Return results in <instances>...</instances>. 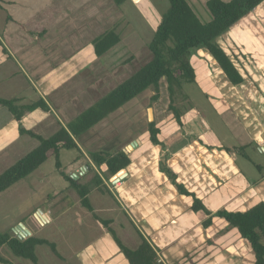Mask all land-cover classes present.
<instances>
[{
	"label": "rangeland",
	"instance_id": "obj_1",
	"mask_svg": "<svg viewBox=\"0 0 264 264\" xmlns=\"http://www.w3.org/2000/svg\"><path fill=\"white\" fill-rule=\"evenodd\" d=\"M187 1L203 23L210 21L208 0ZM167 9V0H125L121 5L114 0H0V42L10 54L5 56L0 52V98L19 97L23 103L35 102L40 97V90L32 80H37L40 85L48 80L49 88L53 90L44 93L53 116L61 119L63 114L64 119L73 118L149 61L147 46ZM110 30L119 35L120 42L102 57L93 56L92 41ZM215 42L237 57L238 62H234L246 80L253 78L264 84V4ZM196 56L197 52L191 59ZM21 59L28 64L30 72H35L32 80H29L30 72ZM65 61L77 71L63 69ZM63 70L66 71L61 72ZM213 72L218 73L217 69ZM62 73L65 74L60 76ZM217 89L223 91L218 85ZM237 92L242 96L246 89L243 87ZM151 95L152 92L147 91L138 102L127 105L126 114L132 117L143 109L145 113L151 109L152 121L161 127L173 118L168 110L166 87H161L160 100L152 106L149 104ZM217 96L216 92L210 93L205 84H190L174 93V106L182 114L187 109L190 115L199 116L206 135L212 136L210 142L227 149H239L234 152V158L241 176L248 182L263 183L264 152L255 147L240 149V140L228 126L229 118L222 119L224 114L216 108ZM56 102L59 110L55 109ZM235 107L245 108L242 103ZM45 116L41 111L28 113L20 125L31 129L32 125L38 124L35 132L47 137L55 130V124ZM137 129H142L138 135L145 134L146 127L142 124ZM37 145L38 141L19 134V125L0 107V174ZM79 156L75 150H60L59 167L55 158L49 156L37 170L0 193V232L13 235L14 228L22 223L31 236L55 244L59 257L48 247L40 246L36 248L37 264H81L80 254L94 241L97 228H100L93 214L111 220L110 226L116 236L130 249L139 244L138 237L121 210L115 208L109 194L87 196L90 203L98 197L102 205L107 206L104 210L94 209L93 214L80 205L79 197L74 193L66 202H59L57 196L70 189V183L64 177L77 181L73 174ZM92 177L86 181L94 190ZM106 184L111 188L109 182ZM38 209L50 211V221L40 222L37 215L33 216ZM0 257L8 264H32L13 256L6 247L0 248Z\"/></svg>",
	"mask_w": 264,
	"mask_h": 264
},
{
	"label": "crops",
	"instance_id": "obj_2",
	"mask_svg": "<svg viewBox=\"0 0 264 264\" xmlns=\"http://www.w3.org/2000/svg\"><path fill=\"white\" fill-rule=\"evenodd\" d=\"M23 51H20L21 55L25 54ZM224 51L237 68L234 62H238L237 57L230 50ZM0 52L5 56L10 55L8 52L4 54L2 50ZM92 55L94 56L93 50ZM24 61L22 60L29 73L28 64ZM73 61L77 62L76 59ZM190 61L195 69L196 83L205 84L210 93L218 94L216 108L224 114L222 119L229 118L228 126L232 131L234 130L237 135L235 137L240 140V149L255 147L264 152V84L253 78L246 80L237 68L244 81L237 86L231 85L205 50L197 51V56ZM65 68L70 72L77 71L70 63L65 64L63 69ZM215 69L218 71L217 74L213 72ZM34 73H29L31 76L29 80L35 76ZM33 80L34 84L39 85V98L47 103L53 113L45 95L48 90H53L49 88L51 83L46 80L40 85L37 80ZM217 85L224 93L219 92ZM243 87L246 89V94L241 96L237 91ZM136 101L132 102L136 103ZM239 103L244 104L245 108L235 107ZM127 105L77 141L81 157L79 156L80 159L75 162L73 177L76 175L77 177L74 178L79 184L88 186V195L98 193L101 197L109 196L106 193H99L95 187L92 190L88 185L89 181L87 182L86 179L91 180L90 174L94 175L96 172L107 187L115 208L121 210L134 233L136 234L137 230L147 240L156 252L159 262L163 264H255L253 253L247 243L237 236V232L218 217H212L210 225L204 227L203 224L208 216L203 211H192V197L180 194L159 168L160 163L163 162L176 176V182L193 194L211 214L221 210L244 212L257 202L264 203V182L257 184L248 182L241 176L234 158V152H239V149H227L219 143L210 142L212 136L209 138L206 135L207 131L203 129L200 117L190 115L187 109H184L181 116V127L172 116V119L163 126L156 125L159 129L158 139L161 145H152L148 140L147 126L154 121L144 109L129 117L126 114ZM59 108L56 102L55 109L59 110ZM52 113L46 114L45 118L51 119L50 122L55 124V130L57 123L65 126L76 116L64 119L62 114L61 120ZM141 124L146 127L144 135H138V132H142V129H139L140 131L137 129ZM37 127L38 124H34L31 130L35 132ZM133 142H137V145L126 153ZM105 149L121 150L130 159V164L124 170L125 174L118 182H111L112 178L105 181L102 177L105 168H95L88 158V151ZM106 182L110 183L111 188ZM68 190L62 191L57 196L59 202H66L73 195L71 193L79 197L75 190ZM91 205L93 212L94 209H107L98 197ZM108 211L110 210H106ZM49 213L50 211L38 209L33 216L37 215L40 222H48ZM98 224L100 228H97L96 238L76 260L78 259L81 264H128L111 235L100 223ZM22 225L27 229L24 224ZM104 231L108 234L104 235ZM13 236L18 238L16 233Z\"/></svg>",
	"mask_w": 264,
	"mask_h": 264
},
{
	"label": "trees",
	"instance_id": "obj_3",
	"mask_svg": "<svg viewBox=\"0 0 264 264\" xmlns=\"http://www.w3.org/2000/svg\"><path fill=\"white\" fill-rule=\"evenodd\" d=\"M114 1L117 5H121L125 0ZM167 1L168 9L162 14L147 46L149 61L140 65L125 80L78 113L65 126L57 123L56 130L49 136L43 137L34 130L24 129L20 125L28 113L35 111L45 114L52 113L42 98L32 103H22L21 98L18 97L0 98V107L5 109L17 122L19 134L38 141L34 149L0 174V193L37 170L49 156L55 158L56 165L59 167L60 150H75L81 154L77 141L84 134L125 105L140 99L147 91L152 92L149 97V104L152 106L160 100L161 87H166L169 99L168 110L172 112L174 121L181 127L182 112L174 106L173 97L176 91L183 90L186 85L196 84L195 69L190 60L191 56L199 50H205L211 56L231 85L237 86L243 83L244 79L233 61L215 40L264 4V0H208L206 6L210 13V21L206 23L199 19L187 0ZM119 42L120 37L114 30L104 32L92 41L94 56L102 57ZM0 48L4 54H7L1 42ZM147 132L148 140L152 145H161L158 139L159 129L154 122L148 124ZM88 158L95 168H105L102 175L105 181L124 171L130 164L128 155L121 150L88 151ZM159 168L180 194L192 197V211H203L208 216L203 224L204 227L210 225L212 217L223 219L229 227L236 230L239 238L247 243L254 255L255 264H264V244L262 243L264 240V203L257 202L244 212L221 210L211 214L193 194L176 182V176L163 162L160 163ZM64 179L70 183V189L78 193L80 205L93 214V207L87 197L88 186L81 185L78 181L67 177ZM92 184L98 192L110 195L102 178L96 172H94ZM93 218L111 235L128 264H163L159 262L156 252L137 230L139 244L130 249L116 236L110 226L111 220L102 219L96 214H93ZM40 246L48 247L54 256L59 257L54 243L33 235L21 241L9 232H0V248L6 247L13 256L32 264L38 263L36 248ZM0 263L8 264L1 257Z\"/></svg>",
	"mask_w": 264,
	"mask_h": 264
},
{
	"label": "water",
	"instance_id": "obj_4",
	"mask_svg": "<svg viewBox=\"0 0 264 264\" xmlns=\"http://www.w3.org/2000/svg\"><path fill=\"white\" fill-rule=\"evenodd\" d=\"M147 113L149 118L151 119V109H147ZM137 145V142H133L130 144V146L127 148V151H125L126 153L128 151H130L132 148H134ZM125 174L124 171L119 172L116 176H114L111 180V182H118L121 180L122 176ZM74 177H77L76 175H74ZM14 233L17 234L18 239L19 240H25L26 238L31 236V233L22 225L19 224L16 229L14 230Z\"/></svg>",
	"mask_w": 264,
	"mask_h": 264
}]
</instances>
